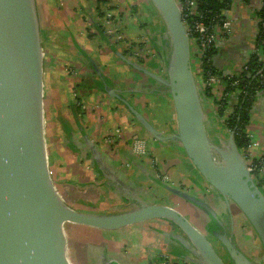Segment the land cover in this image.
Segmentation results:
<instances>
[{
  "label": "crops",
  "instance_id": "obj_1",
  "mask_svg": "<svg viewBox=\"0 0 264 264\" xmlns=\"http://www.w3.org/2000/svg\"><path fill=\"white\" fill-rule=\"evenodd\" d=\"M91 2L36 0L43 55L44 133L57 190L69 205L95 213H100L102 203L118 213L134 209L139 200L153 203L155 192L163 190L159 185L163 175L181 174L198 182L194 186L197 196H211L176 140L153 137L120 98L106 93L107 89L117 93L160 135L176 132L170 94L152 76L165 75L169 52L165 26L153 5L148 0H129L114 9L107 8L105 0L99 5ZM258 8L257 0H231L227 12L235 22L234 31L218 43L212 57L222 72L242 68L257 47ZM113 23L115 37L131 43L130 48L109 35ZM131 48H137L138 55H132ZM128 59L146 71L134 68ZM205 100L213 136L220 130L219 118L212 101ZM247 132L264 143V89L253 102ZM134 135L145 138V156L132 152ZM113 189L119 197L117 203L108 202ZM191 217L199 226L196 215ZM243 223L240 217L234 220V240L255 258L260 252L258 244L252 235L242 232ZM160 244L162 251L153 246L157 253L151 254L147 264H193L182 247L167 240ZM165 251L172 256H165Z\"/></svg>",
  "mask_w": 264,
  "mask_h": 264
},
{
  "label": "water",
  "instance_id": "obj_2",
  "mask_svg": "<svg viewBox=\"0 0 264 264\" xmlns=\"http://www.w3.org/2000/svg\"><path fill=\"white\" fill-rule=\"evenodd\" d=\"M148 1L161 18L169 43L165 75L152 76L170 94L176 132L160 135L126 100L111 89L106 93L120 98L153 137L172 138L179 143L212 192V203L162 182L198 212L199 226L174 205L156 202L139 200L134 209L116 214L69 205L57 190L48 163L36 0H0V264H71L68 224L107 231L153 220L178 228L177 232L164 233L186 251L193 264H264V190L252 177L233 132L222 136L217 129L211 136L214 128L207 116L210 107L192 68L190 39L178 1ZM126 61L146 71L132 60ZM236 212L258 239L260 252H254L255 258L234 240ZM224 215L229 218V230ZM208 237L218 246H213ZM102 256L103 251L100 264H104Z\"/></svg>",
  "mask_w": 264,
  "mask_h": 264
},
{
  "label": "rangeland",
  "instance_id": "obj_3",
  "mask_svg": "<svg viewBox=\"0 0 264 264\" xmlns=\"http://www.w3.org/2000/svg\"><path fill=\"white\" fill-rule=\"evenodd\" d=\"M129 0H111L110 3L116 8L121 7L122 5H126ZM95 2V4L99 5L101 0H92L91 3ZM97 2V3H96ZM114 2V3H113ZM96 5V6H97ZM110 6V8H112ZM157 14V13H156ZM200 56L196 57V61L200 60ZM193 71L197 77L196 68L194 63H192ZM217 126L220 127L219 134L224 136L226 134V130L222 127L220 122H216ZM219 129V128H217ZM173 175V176H172ZM168 175L167 179H164L163 183L168 186V188H176L183 192H188L193 195H197V189L194 187L198 182L195 181L191 182L189 179H186L183 175L179 174H172ZM164 176V175H163ZM201 179V176L198 175ZM178 181H183L181 185H177ZM185 181V182H184ZM183 185V187H182ZM202 196V195H200ZM202 198L210 200L209 195L203 196ZM182 198L175 195L173 192H170L166 188L163 190H157L155 192V200L156 203H164L169 205H174L177 209L180 210L191 222H194V219L191 217L193 216V207L191 205H186V209H182V205H178L176 202H180ZM110 203H117L119 202V197L115 193L113 189L112 197L108 201ZM107 202V203H108ZM182 203V202H181ZM180 203V204H181ZM102 203V209H106L109 212H103V214H116L118 213L114 209L112 210L111 207H108L106 204L105 206ZM111 210V211H110ZM198 214L196 211L194 216ZM237 217L233 213V217L235 220H238V217L243 219L242 232L250 234L248 236H253L254 242L258 244V239L255 236L252 228L248 224V222L240 215L239 212L235 213ZM197 216L195 220H197ZM226 226L229 230V223H228V216L224 215ZM170 224V223H169ZM165 224V222L160 221H148L144 223L135 224L132 226L122 227L117 230H107V231H98V230H91L87 227H80L76 225L68 224L66 226V233L68 235L69 240V247H68V257L70 259L71 264H100L99 256L100 254L110 253L121 264H147L148 258L151 254L156 256V251L153 246H159L158 249L163 247L161 246L160 242L163 240H167L171 244H175L176 247H180L179 244L176 243L173 239H171L168 235H166L165 230H171L169 232H177L178 228L173 224ZM83 228V229H82ZM84 238V239H79ZM211 241L213 246H218L217 241L212 238L208 237ZM211 238V239H210ZM161 250V249H160ZM162 251V250H161ZM159 251V252H161ZM176 251V250H174ZM165 256H172L168 251L164 252ZM147 256V257H146Z\"/></svg>",
  "mask_w": 264,
  "mask_h": 264
},
{
  "label": "trees",
  "instance_id": "obj_4",
  "mask_svg": "<svg viewBox=\"0 0 264 264\" xmlns=\"http://www.w3.org/2000/svg\"><path fill=\"white\" fill-rule=\"evenodd\" d=\"M260 1L262 2V5L260 9L257 10V16L260 22L256 36V45L260 50V53L264 54V0ZM105 2H107V0H105ZM230 4L231 0H198L196 11H200L203 16H205L204 20L210 22L222 17L223 12ZM196 19L197 16L189 15V20L191 22ZM215 51L216 47L207 48L200 60L197 61V82L200 86L204 85V82L209 75L214 74L221 77L223 75L221 69L213 63L212 57ZM236 79L238 80V84L232 85L231 82ZM221 80L226 81L225 88L223 89L224 95L220 96L219 99H216L217 96L214 93L215 89L202 86L203 95L205 98H209L213 103L220 104L217 115L218 118H223V123L221 122L222 127L227 131L226 133L233 132V138L239 149H246L250 144L249 139L245 135L246 128L250 123V113L253 102L255 100L256 92L264 89V62L260 60L258 52L254 53L247 61L246 68L239 70L237 75L226 74ZM159 185L160 187H163V189L165 188L164 185ZM209 201L212 203V199ZM180 205L185 208L186 205L190 204L183 201ZM234 215L237 216L236 214ZM161 222L164 221L161 220ZM79 239L82 240L84 238ZM113 257L112 254L104 252L102 256L103 263L116 264L115 261L117 260Z\"/></svg>",
  "mask_w": 264,
  "mask_h": 264
},
{
  "label": "built area",
  "instance_id": "obj_5",
  "mask_svg": "<svg viewBox=\"0 0 264 264\" xmlns=\"http://www.w3.org/2000/svg\"><path fill=\"white\" fill-rule=\"evenodd\" d=\"M110 1L111 0H107L108 3L106 2L107 5L109 6H111ZM177 1L180 6L181 19L186 26L187 34L190 39L192 63H194V66L196 68L197 67L196 57L198 55L200 57L203 56V53L207 48L216 47L221 40H225L229 38V36L234 31L235 22L234 20L228 17L227 11L229 7L223 12L222 17H220L219 19H215L214 21L212 20L210 22H207L206 20H204L205 16H203V14L200 11H196V4L198 0H177ZM257 2L259 3L258 9H260L262 2L260 0H257ZM255 14L257 17V30H258V25L260 20L257 16V12ZM189 15H195L197 16V19L191 22L189 20ZM119 42H123V41L117 39L116 43ZM123 44L126 49L132 46L131 43H127V42H123ZM257 52L260 60L264 62V54L260 53L258 47H255L252 51V54ZM130 53H132V55L135 56L138 55L139 51L137 48H131ZM242 68H246V64L243 65ZM242 68H240L239 70H242ZM239 70L231 71V72H223L222 77L225 76L226 74L237 75L239 73ZM196 72H197L196 74L198 75L197 69ZM222 77L214 74L209 75L205 80L204 85H202V86L212 87L213 89H215L214 93L217 96L216 99H219L220 96L224 95L223 89L225 88L226 81L221 80ZM231 84L237 85L238 80L237 79L233 80ZM202 86H200L201 89ZM259 92L260 91L256 92L255 99L257 98ZM212 106H213V110H215L217 113L220 104L213 103ZM219 122L223 123V118H219ZM245 136L249 139L250 144L248 148L246 149L242 148L239 150L243 155L247 163V167L250 170L251 175L256 181L258 187L264 190V143H262L260 139L254 138V136L251 133L247 132V128H246ZM131 148L133 153L139 156H145V154L147 153L145 138L138 135H134L132 137Z\"/></svg>",
  "mask_w": 264,
  "mask_h": 264
},
{
  "label": "flooded vegetation",
  "instance_id": "obj_6",
  "mask_svg": "<svg viewBox=\"0 0 264 264\" xmlns=\"http://www.w3.org/2000/svg\"><path fill=\"white\" fill-rule=\"evenodd\" d=\"M108 3V2H107ZM107 3L106 2H104V4L106 5V7L107 8H110V6L109 5H107ZM110 5H112V4H110ZM116 26H115V24L113 23V24H111V29H110V31L108 32L109 33V35H111V36H114L115 37V32H116ZM107 31V30H106ZM106 33V32H105ZM115 39V41L117 40V39H119V37H115L114 38ZM146 155V154H145ZM152 162V161H151ZM164 177V179H167L168 178V176L166 175H164L163 176ZM196 195V194H195ZM199 197H203V196H199ZM154 203V202H153ZM161 204H164V203H161ZM180 204V203H179ZM178 204V205H179ZM169 205V204H168ZM182 209H183V207H182ZM179 210V209H178ZM180 211V210H179Z\"/></svg>",
  "mask_w": 264,
  "mask_h": 264
}]
</instances>
